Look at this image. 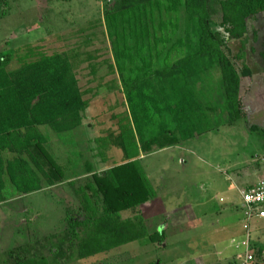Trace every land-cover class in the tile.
<instances>
[{"label":"rangeland","instance_id":"1","mask_svg":"<svg viewBox=\"0 0 264 264\" xmlns=\"http://www.w3.org/2000/svg\"><path fill=\"white\" fill-rule=\"evenodd\" d=\"M106 1L0 0V52L68 57L86 102L82 123L75 130L57 133L49 127L38 128L46 139L44 153L62 171V183L19 197L6 185V201L0 204V260L8 252L27 248L28 255L45 256L51 264H204V260L243 264L241 243L247 221L237 176L264 178V138L249 130L250 126L264 128V13L250 18L244 36L234 39L221 28L219 6L210 0L212 30L225 40V55L239 72L244 65L252 71V77L241 78L240 84L247 118L229 124L224 114L205 111L204 97L193 93L195 111L188 121L174 128L173 116L166 110L154 113L143 131L146 140L163 126L175 129L182 137L180 143L154 145L143 153L119 76L145 80L153 73L155 58L162 53L159 42L165 43V34L172 33L169 8L177 6L161 2L146 8L151 23L144 16L139 20L134 15L110 16L113 43L104 12ZM163 59L157 65L169 66L171 57ZM212 76L214 81L219 79L217 74ZM152 81L150 96L159 100L162 86L164 95H171L168 83L160 86ZM121 132L124 135L117 138ZM128 162L141 172L128 189L137 195L124 205H110L109 188L118 187L112 178L106 183L103 177ZM42 164L47 170L46 160ZM130 206L136 207L135 213L122 210ZM110 208L119 210L122 219L141 218L148 234L164 229V242L155 244L145 238L79 260L76 240L67 235L69 218L97 217ZM249 232L253 260L247 264H254L256 250L264 249V222L253 219ZM59 250L63 258L56 257ZM256 262L264 264L260 258Z\"/></svg>","mask_w":264,"mask_h":264},{"label":"trees","instance_id":"2","mask_svg":"<svg viewBox=\"0 0 264 264\" xmlns=\"http://www.w3.org/2000/svg\"><path fill=\"white\" fill-rule=\"evenodd\" d=\"M161 2L169 3L168 7L173 3L172 7L177 6V9L169 8L168 23L172 22V33L165 34V43L159 42L162 53L155 58L156 69L145 80L119 76L127 114L143 153H149L154 145L165 147L180 143L182 137L175 129L168 130L163 126L154 137L146 140L143 131L151 123L154 113L162 114L166 110L173 116L174 128L188 121L195 111L193 93L204 97V109L209 114H224L229 124L244 121L247 113L239 96L241 78L252 77L248 66L244 65L239 72L225 55V40L212 30L210 0H107L104 12L112 42L115 43L116 39L111 30L110 16L125 14L129 17L134 15L137 20L143 16L150 20L147 9ZM216 4L221 14V28L234 39L244 36L250 18L264 13V0H216ZM39 54L28 56L25 52L23 55L12 51L0 52V204L6 201L3 192L7 184L19 197L62 183V171L44 153L46 139L38 128L49 127L57 133L71 132L81 125L86 110L83 94L71 74L69 58L61 54ZM167 56L172 59L169 66L157 65ZM14 66H17L16 70H12ZM214 74L219 77L217 81L213 80ZM152 80L158 84L168 83L171 95H164V87L160 84L162 97L157 100L150 96ZM249 130L264 138L263 127L250 126ZM123 135L121 132L117 138ZM42 159L47 162V170ZM137 173L141 172L134 167V162H128L104 174L106 183L108 178H112L114 187H118V190L109 188L107 201L110 205L133 201L136 192L128 189L138 182ZM124 191L126 194H121ZM135 209V206L122 208L132 213ZM106 210L107 213L84 220L69 218L67 235L76 240L79 260L105 254L145 238L155 244L164 242V229L148 234L141 218L122 219L119 210ZM28 250L8 252L0 264H51L45 256L28 255ZM263 252L264 249L256 250L255 259L260 258L264 262ZM63 255L59 250L56 257L63 258ZM256 260L254 264H258Z\"/></svg>","mask_w":264,"mask_h":264},{"label":"built area","instance_id":"3","mask_svg":"<svg viewBox=\"0 0 264 264\" xmlns=\"http://www.w3.org/2000/svg\"><path fill=\"white\" fill-rule=\"evenodd\" d=\"M240 196L246 211L245 218L247 223L243 227L246 235L241 246L245 248L244 262L247 264L253 260L252 255L249 253V224L252 219H259L264 222V182L244 192H240Z\"/></svg>","mask_w":264,"mask_h":264},{"label":"crops","instance_id":"4","mask_svg":"<svg viewBox=\"0 0 264 264\" xmlns=\"http://www.w3.org/2000/svg\"><path fill=\"white\" fill-rule=\"evenodd\" d=\"M237 177L239 178V180L241 182L240 185L242 186V187H237V191H238L239 196H240V192H244V191H246L248 189H251V188L257 186L259 183L264 182V178H259L258 179L256 177H254L253 175H250V176L249 175H244V177L242 176L241 178L239 176H237ZM255 220H259V219H255ZM249 235H250V243H251V234H250V232H249ZM244 240H245V238H244ZM218 255H220V254H218ZM208 263H209L208 261L204 260V264H208Z\"/></svg>","mask_w":264,"mask_h":264},{"label":"flooded vegetation","instance_id":"5","mask_svg":"<svg viewBox=\"0 0 264 264\" xmlns=\"http://www.w3.org/2000/svg\"><path fill=\"white\" fill-rule=\"evenodd\" d=\"M262 14V13H261Z\"/></svg>","mask_w":264,"mask_h":264}]
</instances>
